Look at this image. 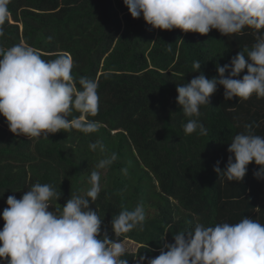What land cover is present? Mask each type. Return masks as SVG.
<instances>
[{
  "label": "trees",
  "instance_id": "trees-1",
  "mask_svg": "<svg viewBox=\"0 0 264 264\" xmlns=\"http://www.w3.org/2000/svg\"><path fill=\"white\" fill-rule=\"evenodd\" d=\"M9 9L0 46L23 41L45 60L71 55L72 75L98 82L99 112L88 118L102 126L89 134L62 130L48 139L28 138L12 134L0 116V212L9 195L19 199L37 182L55 186L61 192L56 203L63 206L90 187L97 162L115 152L117 160L101 170V191L90 207L102 219L101 235L140 245L137 253L122 257L128 264L155 258L177 232L196 223H235L246 216L264 224V180L253 175L259 166L250 163L240 182H227L213 171L217 161L224 168L231 140L246 125L264 136V98L225 100L217 86L197 118L208 129L206 136L198 130L185 135L188 118L176 103L177 84L201 73L216 77L217 65L255 42L254 30L226 37L214 29L207 35L152 29L142 18L133 19L123 0H11ZM194 61L201 63L199 71L194 72ZM96 140L103 152L90 150ZM141 203L142 229L115 237L112 218ZM3 225L0 219V229Z\"/></svg>",
  "mask_w": 264,
  "mask_h": 264
},
{
  "label": "clouds",
  "instance_id": "clouds-1",
  "mask_svg": "<svg viewBox=\"0 0 264 264\" xmlns=\"http://www.w3.org/2000/svg\"><path fill=\"white\" fill-rule=\"evenodd\" d=\"M10 3L0 0V37L11 18ZM123 4L133 19L142 18L152 29L200 35L214 29L226 37L242 34L245 28L257 33L250 47L216 66V77L208 79L201 73L177 84L176 103L188 118L182 124L185 135L197 130L199 135H208L197 118L217 86L223 87L225 100H247L252 95L264 98V0H123ZM200 67L199 61L193 62L194 72ZM72 68L68 54L45 60L39 50L23 41L7 49L0 46V116L12 134L48 139L49 134L62 130L99 131L102 123L88 118L99 112L98 82L74 77ZM242 72L246 74L237 79ZM245 128L231 140L224 168L219 167L220 161L213 166L217 177L227 182L242 181L250 163L259 166L254 178L264 180V136L254 134L251 126ZM89 148L104 151L99 140ZM116 160L115 152L100 159L88 176L90 187L82 195H72L63 206L56 203L61 192L48 183L31 185L19 199L9 195L0 212L4 221L0 264H128L122 258L127 251L124 243L106 232L101 235L102 219L90 207L101 191V170ZM122 171L127 174V168ZM145 220L141 203L131 210L122 209L110 223L114 236L119 237L138 226L142 229ZM173 241L165 243L147 264H264V224L246 216L235 223H196L177 232Z\"/></svg>",
  "mask_w": 264,
  "mask_h": 264
},
{
  "label": "rangeland",
  "instance_id": "rangeland-1",
  "mask_svg": "<svg viewBox=\"0 0 264 264\" xmlns=\"http://www.w3.org/2000/svg\"><path fill=\"white\" fill-rule=\"evenodd\" d=\"M52 210V209H51ZM124 245L127 249L126 253H137L138 249L140 248V245L136 244L133 241L126 240L124 242ZM4 263V262H3ZM5 264V263H4ZM137 264H147V259H144L143 261L139 260Z\"/></svg>",
  "mask_w": 264,
  "mask_h": 264
}]
</instances>
